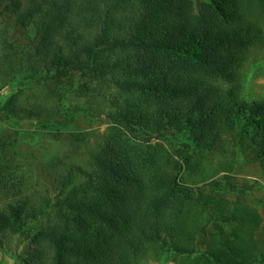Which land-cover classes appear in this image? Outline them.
Wrapping results in <instances>:
<instances>
[{
    "label": "trees",
    "instance_id": "trees-1",
    "mask_svg": "<svg viewBox=\"0 0 264 264\" xmlns=\"http://www.w3.org/2000/svg\"><path fill=\"white\" fill-rule=\"evenodd\" d=\"M0 4L30 37L6 41L0 75L42 84L55 102L26 107L14 93L9 113L36 116L78 150L84 137L63 129L74 116L62 107L67 80L83 79L82 92L117 89L90 166L56 157L43 191L26 186L18 138L0 133V252L17 236L29 246L19 264H138L148 253L173 264H264L263 216L224 193L209 155L264 165V97L246 95L241 79L264 47V0H203L199 10L193 0Z\"/></svg>",
    "mask_w": 264,
    "mask_h": 264
},
{
    "label": "rangeland",
    "instance_id": "rangeland-1",
    "mask_svg": "<svg viewBox=\"0 0 264 264\" xmlns=\"http://www.w3.org/2000/svg\"><path fill=\"white\" fill-rule=\"evenodd\" d=\"M196 10L200 9L203 0H193ZM1 11V4H0ZM33 34H31L32 37ZM29 32L15 24L8 15L0 12V51L6 50V41L16 46H23L29 41ZM243 90L250 98L264 97V47L255 48L241 68ZM68 87L63 97L62 107L73 117H68L64 124L65 132L79 133L84 140L78 141L79 149L68 140L57 138L51 128L43 129L36 116L24 113H9L5 104L14 93L18 95L20 105L30 107L37 103L52 105L55 102L47 88L39 83L15 85L8 77L0 75V133L17 137L13 156L21 165V171L26 179V186L31 191H43L49 186L47 164L56 161V157L68 159L84 166H90V153L97 150L102 142L109 119L107 113L112 109V100L117 95L114 84L108 86H93L89 91H81L79 86L83 79L76 75L67 80ZM169 137H170V133ZM166 143L170 146L169 140ZM212 170H218L215 176L224 193L232 200L245 202L256 207L264 218V165L259 161H249L245 155L232 158L229 153L210 152ZM51 170V169H50ZM81 179V178H80ZM264 238V226L261 234ZM29 246L26 241L17 236L11 244L0 252L2 264H19L18 254H27ZM138 264H173L170 260H155L151 254L141 256Z\"/></svg>",
    "mask_w": 264,
    "mask_h": 264
}]
</instances>
